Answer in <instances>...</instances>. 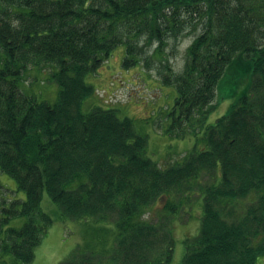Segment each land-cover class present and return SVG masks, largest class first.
<instances>
[{
  "label": "trees",
  "instance_id": "trees-1",
  "mask_svg": "<svg viewBox=\"0 0 264 264\" xmlns=\"http://www.w3.org/2000/svg\"><path fill=\"white\" fill-rule=\"evenodd\" d=\"M193 32L177 72L165 48ZM122 43L126 67L161 58L163 81L178 90V134L204 129L206 146L182 162L161 166L116 109H83L87 74ZM0 64V169L27 194L22 206L0 199V264L34 261L55 222L44 191L62 220L117 228L112 250L76 248L59 264H171L173 218L197 189L200 226L182 264H264V0H0ZM29 66L56 67L55 103L21 91ZM234 94L208 123L214 100ZM163 199L164 215L146 217ZM20 215L21 227L7 226Z\"/></svg>",
  "mask_w": 264,
  "mask_h": 264
},
{
  "label": "rangeland",
  "instance_id": "rangeland-1",
  "mask_svg": "<svg viewBox=\"0 0 264 264\" xmlns=\"http://www.w3.org/2000/svg\"><path fill=\"white\" fill-rule=\"evenodd\" d=\"M196 32L182 36L177 43L171 39L165 48V57L170 59L173 68L180 72L187 58V49ZM155 45L147 52L151 55ZM127 56L125 43L117 46L100 66L87 74L86 80L94 87V92L85 101L83 109L89 111L99 105L114 108L121 117L133 119L136 129L147 136V154L161 166L182 162L185 156L205 145L204 129L189 130V134L181 136L178 127H173L172 111L178 96L177 86L163 81L161 58L157 54L151 66L145 60L129 67L124 65ZM163 58V57H162ZM1 66V64H0ZM54 66H29L20 80V89L24 93L35 95L39 100L55 103L59 96V85L52 78ZM237 95L223 100H214L215 108L208 118L212 123L216 118L228 111ZM204 182V181H203ZM0 199L8 202L20 200L19 206L26 200L25 190L20 189L16 180L0 169ZM196 190L173 218L172 232L175 239L174 257L171 264H182L186 252V239L195 236L200 226L203 195ZM250 199L245 200V204ZM166 199L159 201L156 208L146 217L156 221L164 215L161 213ZM41 207L50 213L55 222L46 237L36 247V256L30 264H59L76 248L103 253L112 250L116 242L117 228L114 222L97 219H61V207L47 191L43 192ZM174 217V216H173ZM26 216L20 215L10 219L7 226L21 227Z\"/></svg>",
  "mask_w": 264,
  "mask_h": 264
}]
</instances>
